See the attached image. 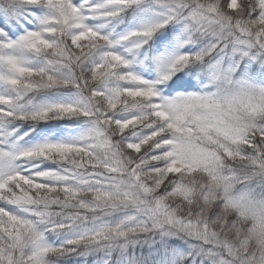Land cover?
<instances>
[{
    "label": "snow or ice",
    "instance_id": "obj_1",
    "mask_svg": "<svg viewBox=\"0 0 264 264\" xmlns=\"http://www.w3.org/2000/svg\"><path fill=\"white\" fill-rule=\"evenodd\" d=\"M89 256L264 264V0H0V264Z\"/></svg>",
    "mask_w": 264,
    "mask_h": 264
},
{
    "label": "trees",
    "instance_id": "obj_2",
    "mask_svg": "<svg viewBox=\"0 0 264 264\" xmlns=\"http://www.w3.org/2000/svg\"><path fill=\"white\" fill-rule=\"evenodd\" d=\"M61 124V128L63 129V132L65 135L69 136V137H75L77 136L85 127L82 124H79L77 121L73 120H69V121H63L60 122ZM55 239V238H52ZM94 257L89 256L88 260H89V264H93L94 262ZM80 258L78 257H73L71 259H69L66 264H79Z\"/></svg>",
    "mask_w": 264,
    "mask_h": 264
}]
</instances>
